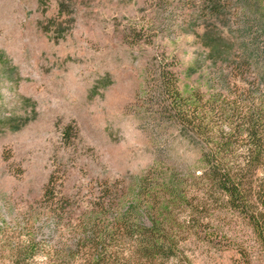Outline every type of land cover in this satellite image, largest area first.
I'll list each match as a JSON object with an SVG mask.
<instances>
[{
  "label": "rangeland",
  "instance_id": "1",
  "mask_svg": "<svg viewBox=\"0 0 264 264\" xmlns=\"http://www.w3.org/2000/svg\"><path fill=\"white\" fill-rule=\"evenodd\" d=\"M160 66L206 119L165 112ZM262 68L264 0H0V264H264L259 216L199 178L227 124L264 111Z\"/></svg>",
  "mask_w": 264,
  "mask_h": 264
},
{
  "label": "trees",
  "instance_id": "2",
  "mask_svg": "<svg viewBox=\"0 0 264 264\" xmlns=\"http://www.w3.org/2000/svg\"><path fill=\"white\" fill-rule=\"evenodd\" d=\"M252 42H256V39L252 38ZM160 67L159 88L161 89L159 90L161 95L166 96V102L168 101L163 107L165 112L172 114L175 123L184 126L192 127L196 120L206 119V115L196 117L199 113L196 107L191 108L181 97L175 72ZM262 70L264 73V68ZM229 105L230 103L222 101L216 105L220 118L226 114ZM240 119L241 124L233 126L232 123L227 124L229 131L220 132L219 137L196 125L195 129L197 128L199 136L209 134L211 140L216 137V142L201 154L204 167L200 170L199 178L205 182V193L224 198V205L227 208L249 214L248 218L253 219L254 215H258L264 228V177L258 184L252 181L255 173L264 166L262 159L264 158V111L259 108L248 109ZM241 126L242 129H239ZM239 142H245L243 145L245 156L240 163L232 159L236 151L235 145ZM50 181L49 179L47 184L49 191L46 192L52 193L53 187L50 188ZM140 235L144 238L137 246L140 255L151 260L154 256L163 254V242L160 241L162 237L156 227L143 229ZM95 262L99 264V261Z\"/></svg>",
  "mask_w": 264,
  "mask_h": 264
}]
</instances>
